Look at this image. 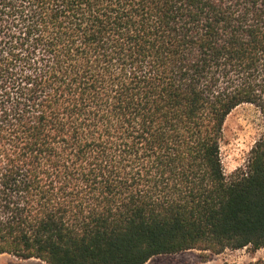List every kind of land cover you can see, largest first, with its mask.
I'll use <instances>...</instances> for the list:
<instances>
[{
    "label": "trees",
    "instance_id": "obj_1",
    "mask_svg": "<svg viewBox=\"0 0 264 264\" xmlns=\"http://www.w3.org/2000/svg\"><path fill=\"white\" fill-rule=\"evenodd\" d=\"M243 104L264 0H0V256L264 249V133L231 180L221 156Z\"/></svg>",
    "mask_w": 264,
    "mask_h": 264
},
{
    "label": "rangeland",
    "instance_id": "obj_2",
    "mask_svg": "<svg viewBox=\"0 0 264 264\" xmlns=\"http://www.w3.org/2000/svg\"><path fill=\"white\" fill-rule=\"evenodd\" d=\"M264 133V114L255 105L243 104L236 108L227 118L221 156L224 172L231 180L238 171L247 168L250 154ZM264 261V249L253 251L226 250L215 255L198 250L187 251L176 255H162L151 259L147 264H255ZM0 264H47L41 260H19L10 255L0 256Z\"/></svg>",
    "mask_w": 264,
    "mask_h": 264
}]
</instances>
